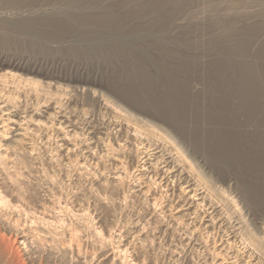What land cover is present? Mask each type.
<instances>
[{"label": "rangeland", "instance_id": "374dc122", "mask_svg": "<svg viewBox=\"0 0 264 264\" xmlns=\"http://www.w3.org/2000/svg\"><path fill=\"white\" fill-rule=\"evenodd\" d=\"M0 102L18 263L264 264V0H0Z\"/></svg>", "mask_w": 264, "mask_h": 264}, {"label": "bare ground", "instance_id": "6f19581e", "mask_svg": "<svg viewBox=\"0 0 264 264\" xmlns=\"http://www.w3.org/2000/svg\"><path fill=\"white\" fill-rule=\"evenodd\" d=\"M15 2V1H14ZM19 8V7H18ZM35 8V7H34ZM9 11V10H8ZM21 11V10H20ZM58 13V12H57ZM78 14H80V13H78ZM32 15V14H31ZM44 15V14H43ZM76 15V14H75ZM104 15V14H103ZM34 16V15H33ZM51 16V15H50ZM46 17V16H45ZM55 17V16H54ZM60 18V17H59ZM80 18V17H79ZM75 19V18H74ZM102 19V18H101ZM23 20V19H22ZM51 20V19H50ZM57 20V19H56ZM89 20V19H88ZM105 20V19H104ZM112 19H109V20H107V18H106V21H111ZM44 21V20H43ZM105 21V22H106ZM19 22V21H18ZM26 22V21H25ZM24 22V23H25ZM101 22V21H100ZM31 23V22H30ZM42 23V22H41ZM48 23V22H47ZM50 23V22H49ZM53 23H54V21H53ZM83 23V22H82ZM111 23V22H110ZM36 24V23H35ZM54 24H56V23H54ZM54 24H53V26H54ZM103 24V23H102ZM49 25V24H48ZM27 26V25H26ZM34 26V25H33ZM52 26V25H51ZM50 25H49V27H51ZM67 26V25H66ZM32 27V26H31ZM60 27V26H59ZM61 27H62V25H61ZM60 27V28H61ZM26 29V28H25ZM22 30V29H21ZM33 30V29H32ZM36 30V29H35ZM27 31V30H26ZM260 32V31H259ZM254 33V32H253ZM28 34V33H27ZM57 37V36H56ZM61 37V36H60ZM63 37V36H62ZM41 40V39H40ZM46 40V39H45ZM40 43V42H39ZM48 43V42H47ZM10 73V72H9ZM9 75V74H8ZM18 75V74H17ZM170 75V74H169ZM6 76H7V74H6ZM7 78V77H6ZM2 79V78H1ZM25 83V82H24ZM51 83V82H50ZM38 84V83H37ZM46 85V84H45ZM39 88V87H38ZM4 89V88H3ZM38 90V89H37ZM17 91V90H16ZM15 96V95H14ZM13 98V97H12ZM9 99V98H8ZM7 99V100H8ZM17 100V99H16ZM1 101H2V99H1ZM10 101V100H9ZM51 101V100H50ZM55 101V100H54ZM62 101V100H61ZM4 102V101H3ZM2 102V103H3ZM12 102V101H11ZM21 102V101H20ZM41 102V101H40ZM1 103V102H0ZM10 103V102H9ZM8 104V103H7ZM5 105H6V102H5ZM9 105V104H8ZM0 106H1V104H0ZM3 106V105H2ZM7 106V105H6ZM14 107H15V105H13ZM20 106V105H19ZM17 107V106H16ZM26 107V106H25ZM12 108V107H11ZM3 109V108H2ZM6 110H8L7 112L8 113H5V114H11V110H9V109H7L6 108ZM4 111V110H3ZM15 112V111H14ZM40 112V111H39ZM16 114V113H15ZM37 114H38V111H37ZM14 115V114H13ZM43 115V114H42ZM17 116V115H16ZM1 117V116H0ZM3 117V116H2ZM31 117V116H30ZM51 117V116H50ZM54 117V116H53ZM28 118V117H27ZM27 118H25V119H27ZM32 118V117H31ZM24 119V118H23ZM21 120V119H20ZM20 120H16V118H13V116H8V119L6 120V121H8V122H11L12 124H14V125H17V126H11V127H9L10 126V123H9V125H7V124H5V125H1V127L3 126V138L4 139H6V137L9 135V134H11V133H13V135H15V131H18V128H21V122H20ZM36 120V119H35ZM53 120V119H52ZM6 121H3L2 123H5ZM23 121V120H22ZM26 121V120H25ZM30 122V121H29ZM42 122V121H41ZM7 123V122H6ZM41 125V124H40ZM258 126V125H257ZM23 128V127H22ZM19 130H21V129H19ZM261 132V131H260ZM18 133V132H17ZM16 133V134H17ZM22 134V133H21ZM24 134V133H23ZM257 134V133H256ZM256 134H254V135H256ZM260 134V133H259ZM258 134V135H259ZM12 135V136H13ZM18 135H19V133H18ZM257 135V137H259ZM253 137V136H252ZM254 137H256V136H254ZM260 137H261V139H260ZM260 137H259V139L257 138V140L258 141H256V146L255 145H253V146H255V147H253L254 149H253V153L252 152H250L252 155L254 154H256V156H257V160H258V163L260 162V161H263V163H264V134H261L260 135ZM248 138V137H247ZM247 138H243V142L244 143H246L247 141H245V139H247ZM250 138V137H249ZM248 138V139H249ZM16 139H18V138H16ZM255 139V138H254ZM22 140V139H21ZM18 141V140H17ZM242 142V141H241ZM242 142V143H243ZM243 143V144H244ZM242 144V146H244ZM248 147V146H247ZM246 149V148H245ZM250 151V150H249ZM249 153V152H248ZM249 153V154H250ZM246 154V153H245ZM250 154V155H251ZM253 157H255V156H253ZM256 158V157H255ZM255 162V161H254ZM261 164H262V167H264V164L262 163V162H260ZM252 164V163H251ZM258 165V164H257ZM260 165V164H259ZM176 166V165H175ZM264 174V173H263ZM264 176V175H263ZM262 179H264V177L262 178ZM188 182V181H187ZM190 182V181H189ZM187 184V183H186ZM189 184V183H188ZM193 185V184H192ZM195 185V184H194ZM185 189V188H184ZM193 189V188H192ZM194 190V189H193ZM195 190H196V188H195ZM196 192V191H195ZM194 192V193H195ZM200 193V192H199ZM196 194V193H195ZM21 197V196H20ZM20 201V200H19ZM11 203L10 202H8V201H6V199H5V196L4 195H0V207L1 206H9ZM12 206L14 207L15 205H13L12 204ZM11 207V206H10ZM16 207H18V206H16ZM15 207V208H16ZM1 216V215H0ZM18 235V234H17ZM1 236V235H0ZM25 235H19L18 236V238L19 239H21V242L23 243V244H25L24 242V240H22V239H24L25 237H24ZM2 239V240H1ZM4 240H5V238H4ZM3 240V237H1L0 238V256H3V257H5L7 260H8V262L10 263V264H20L21 262H17V259H20V258H17V253L16 252H18V250L17 249H15L14 248V245H12L13 243H11V245H10V243L8 244V243H6V241H4ZM16 240H18V239H16ZM21 243V244H22ZM58 243V242H57ZM25 246V245H24ZM17 248V247H16ZM18 255H19V253H18ZM20 256V255H19ZM18 256V257H19ZM18 261H20V260H18ZM23 264V263H22ZM124 264V263H123ZM133 264H135V263H133Z\"/></svg>", "mask_w": 264, "mask_h": 264}]
</instances>
